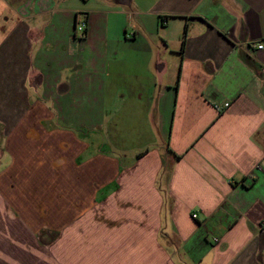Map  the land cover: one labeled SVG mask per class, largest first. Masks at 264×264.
<instances>
[{
	"label": "crops",
	"instance_id": "obj_1",
	"mask_svg": "<svg viewBox=\"0 0 264 264\" xmlns=\"http://www.w3.org/2000/svg\"><path fill=\"white\" fill-rule=\"evenodd\" d=\"M11 170L108 211L49 264H264V0H0Z\"/></svg>",
	"mask_w": 264,
	"mask_h": 264
},
{
	"label": "rangeland",
	"instance_id": "obj_2",
	"mask_svg": "<svg viewBox=\"0 0 264 264\" xmlns=\"http://www.w3.org/2000/svg\"><path fill=\"white\" fill-rule=\"evenodd\" d=\"M33 118H36V116ZM167 132L168 129H165L166 137ZM92 153L93 151L90 149L85 155H90ZM68 162V164H72V159L69 158ZM43 168L45 167L43 166ZM53 170H50L51 175ZM67 170L76 174V170L69 166ZM30 177V175L20 176L17 181H19L21 185L17 188L14 183L15 176L13 170L7 171V174L4 172L0 175V264H49L50 262L45 259V256L47 258L54 257L55 261L58 259L61 262V256L56 254L53 256L50 254L46 255L48 251L45 250L44 244L50 242L52 239H56V236L59 232L61 233L63 227H65V230L68 232L77 231V226L80 225H84V229L87 228L86 230L82 229V232L94 229V223L92 221L94 213L98 215L101 214L102 216L108 214L106 209H94L91 202H88L86 198L84 205L80 206L78 211L77 209L73 210L72 207L67 208L64 206L63 208L61 205L62 198L68 201L72 191L63 188H61V190L48 191L41 185H35L34 183L36 182L30 180ZM32 177L34 176L32 175ZM44 178L45 175L42 176L43 180ZM29 186H35L37 189H31ZM86 196L89 198L88 191H86ZM69 199H71V197ZM72 200L74 201L75 197ZM71 202L72 201H70V203ZM62 214L70 215V222L72 218L77 215L82 217L90 216L92 218L88 219L89 222L85 224L77 223L74 228H67L66 226H68V224L64 221H60ZM140 225V223H133L136 230H138ZM152 229L153 225L149 224L146 231ZM60 235L61 234H59L58 237ZM91 240L92 238L82 239L80 241V246L88 245V243L92 245V242H90ZM62 245L63 243L60 239L57 246L60 248ZM57 251L62 253L60 249H57Z\"/></svg>",
	"mask_w": 264,
	"mask_h": 264
},
{
	"label": "built area",
	"instance_id": "obj_3",
	"mask_svg": "<svg viewBox=\"0 0 264 264\" xmlns=\"http://www.w3.org/2000/svg\"><path fill=\"white\" fill-rule=\"evenodd\" d=\"M84 30H85V24L82 22V23H80L79 25H77V27L75 28V32L76 33H78L79 34V36H83V34H84ZM258 50H261L262 48H263V45H258L257 47H256ZM229 107V105L228 104H224V105H222L221 107L220 106H218V105H215L214 106V109L216 110V111H220V110H225V109H227ZM192 218L193 219H196V215H192Z\"/></svg>",
	"mask_w": 264,
	"mask_h": 264
},
{
	"label": "trees",
	"instance_id": "obj_4",
	"mask_svg": "<svg viewBox=\"0 0 264 264\" xmlns=\"http://www.w3.org/2000/svg\"><path fill=\"white\" fill-rule=\"evenodd\" d=\"M169 153H171V152H169ZM144 153H142V154H139L138 156H142ZM174 159L175 160H179V157H177V156H174Z\"/></svg>",
	"mask_w": 264,
	"mask_h": 264
}]
</instances>
